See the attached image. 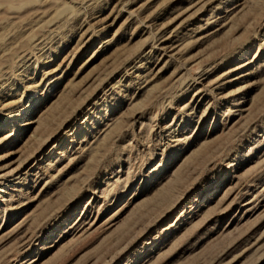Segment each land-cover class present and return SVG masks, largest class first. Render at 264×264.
<instances>
[{
    "label": "rangeland",
    "instance_id": "obj_1",
    "mask_svg": "<svg viewBox=\"0 0 264 264\" xmlns=\"http://www.w3.org/2000/svg\"><path fill=\"white\" fill-rule=\"evenodd\" d=\"M0 264H264V0H0Z\"/></svg>",
    "mask_w": 264,
    "mask_h": 264
}]
</instances>
